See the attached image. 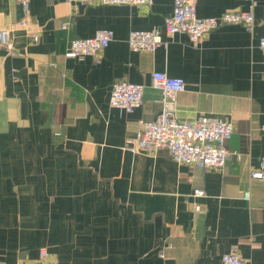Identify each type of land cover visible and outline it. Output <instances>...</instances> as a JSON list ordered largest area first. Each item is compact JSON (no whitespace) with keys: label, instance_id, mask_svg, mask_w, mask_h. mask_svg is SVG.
I'll return each instance as SVG.
<instances>
[{"label":"crops","instance_id":"crops-1","mask_svg":"<svg viewBox=\"0 0 264 264\" xmlns=\"http://www.w3.org/2000/svg\"><path fill=\"white\" fill-rule=\"evenodd\" d=\"M251 2L253 33L225 25L193 48L185 34L163 33L173 0H28L26 9L0 0L11 47H0V264H221L230 252L264 264V0H198L195 13L218 17ZM101 29L113 39L99 61L64 57L70 41ZM153 29L161 46L129 50L130 31ZM153 72L184 82L179 121H230L223 169L137 150L143 123L162 111ZM117 82L145 87L139 109L109 106Z\"/></svg>","mask_w":264,"mask_h":264},{"label":"built area","instance_id":"built-area-1","mask_svg":"<svg viewBox=\"0 0 264 264\" xmlns=\"http://www.w3.org/2000/svg\"><path fill=\"white\" fill-rule=\"evenodd\" d=\"M63 2L91 3L94 0H61ZM102 5H128L149 7L154 0H98ZM198 0H173V9L163 21V33L172 37L176 34H185L193 48L202 44L204 37L211 31L225 25H240L248 33H253L255 19L253 10L255 3L251 2L246 11H229L218 17L198 18L195 8ZM24 9L28 0H21ZM20 28H26L24 22H19ZM66 24L62 28H66ZM113 39L110 30H98L86 39L70 41L64 54L66 59L80 60L85 57L99 61L103 51ZM33 40L37 38L34 36ZM127 46L131 52L153 53L163 44L161 31L133 30L127 37ZM0 47L11 49L10 30L0 29ZM258 47L264 51V37L259 38ZM152 88L159 92L162 111L153 120L143 123L137 140V150L146 154H153L165 150L170 158L179 165L193 166L201 170L223 169L229 153L227 142L233 134V127L228 120H218L210 117H200L195 121H179L175 115V96L185 89L184 82L179 78L168 77L162 72L151 74ZM145 87L141 84L127 82L114 83L110 90L108 104L111 108L130 114L139 109L143 101ZM264 133V126L259 129ZM253 178H262L261 173H253ZM249 193H245L246 199ZM193 197H204L203 191L196 189ZM200 211L199 206H195ZM47 252L39 250V259L44 261ZM162 257V255H161ZM221 264H246L236 252L221 256ZM32 264V263H18ZM47 264V263H43Z\"/></svg>","mask_w":264,"mask_h":264}]
</instances>
